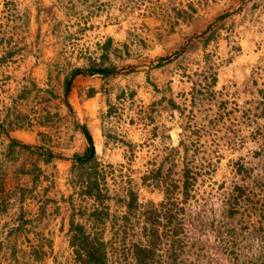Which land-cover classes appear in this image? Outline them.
<instances>
[{
    "label": "rangeland",
    "instance_id": "1",
    "mask_svg": "<svg viewBox=\"0 0 264 264\" xmlns=\"http://www.w3.org/2000/svg\"><path fill=\"white\" fill-rule=\"evenodd\" d=\"M189 4L194 8L191 12ZM7 6L10 9H6ZM15 9L18 14L27 12L28 23L12 30V24H18L10 15ZM181 9L187 10L189 16H176V10ZM9 10L11 13L6 12ZM223 13L228 17L219 25L222 20L218 21L217 17ZM214 27L217 31L207 43L196 38L201 31L207 36ZM0 30H5L0 32L3 38L0 57L5 56L7 49L16 48L0 61V110L30 81L41 88L51 83L57 96L40 103L36 100L45 92L33 89L26 98L29 103L24 101L28 104L23 107L30 118L29 125L7 135L31 149L35 147L33 144L50 137L46 144L60 154L47 163L32 156L43 174L35 189L40 192L44 187L43 195L38 197L48 199L45 214L35 230L40 231L50 245L43 247L45 253L38 264H75L66 233L69 209L66 198L72 195L76 205L90 204L89 200L76 197L70 183L71 156L68 155L83 147L81 131L73 122L77 126L84 124L90 131L109 192L113 194L130 184L140 203L157 204L162 200L161 191L150 179L142 182V176L160 160L162 147L169 142L175 144L179 138L193 142L198 151L187 157L196 172L195 181L190 196L181 203L185 227L180 236L186 251L182 256L185 264L224 263L228 255L223 251L224 243L218 241L216 230L206 222L214 218L236 227L249 221L256 224L254 213L249 216L238 213L228 218L226 201L233 184L241 186L247 195L240 201V211L253 200L264 204V149L259 151V156L253 154V150L258 151L262 145V139L259 135L253 139L250 135L256 127L264 126L262 117H254L258 104L264 101L258 93L259 89L264 93V0H0ZM106 37L111 38L112 46L119 48L123 58L109 54L110 60L115 62V71L106 80L98 75L87 76L83 69L84 74L74 72L68 76L72 89L66 97L71 108L69 113L61 101L63 75L74 66L83 65L86 55L96 57ZM180 50L183 53L172 57L173 52ZM166 54L169 55L167 63L151 65L153 61L154 64L160 62L158 58ZM204 54L208 55L206 61ZM207 66L217 75L212 85L207 83L209 77L204 79L203 76L209 73ZM81 85H91L99 92L80 102L75 92ZM192 86L204 95L196 93L192 99ZM120 92L122 95L117 98ZM162 95L171 98L181 112L163 108L167 105L165 101L162 105H153ZM107 102L115 105L114 113L100 120ZM150 105L155 108L150 112L151 120L145 117ZM34 109L40 114H34ZM45 109L59 114L54 125L40 124ZM101 126L116 136L103 151L105 137L100 132ZM152 128H155V136L151 135ZM165 135H169L170 141ZM126 140L135 145L129 148ZM3 144L2 141L0 149ZM28 159L18 156L14 164L28 163ZM179 160L175 156L171 160L170 181L178 182ZM235 161L252 166L250 173L244 176L235 173ZM163 168L166 169L165 165ZM19 179L26 180V177ZM175 195L179 198L178 190ZM37 204L34 199L25 201V216H33ZM123 210V205L109 206L110 212L121 214ZM15 212L16 207L9 209L7 217L0 220V230H4V219L8 220V225L14 222ZM248 226L251 228L250 223ZM240 232L246 236L241 242L247 243V230ZM103 234L104 239L108 238V227ZM26 236L29 242H34L32 233ZM17 244L27 248L23 236L17 239ZM233 248L243 250L241 246ZM125 255L123 259L110 253V249L107 251L110 264H133L130 254Z\"/></svg>",
    "mask_w": 264,
    "mask_h": 264
},
{
    "label": "trees",
    "instance_id": "2",
    "mask_svg": "<svg viewBox=\"0 0 264 264\" xmlns=\"http://www.w3.org/2000/svg\"><path fill=\"white\" fill-rule=\"evenodd\" d=\"M3 3L4 6L7 5V2L4 1ZM188 7L190 12L194 10L190 4ZM8 8L9 6L6 9ZM180 11L176 10V16L182 18H184L185 14V16H189L187 10L181 9ZM6 12L11 13L10 10ZM227 13H223L217 17L218 21L222 20L219 25L223 23L224 18L228 17ZM10 15L18 20V24H12L10 27L12 30L22 25H24L23 27L27 26V12L23 11L18 14L15 9ZM216 31L217 27H214L207 36H203L204 31H201L196 38L202 40L203 43H207L208 40L214 37L213 35H215ZM0 32L3 33L5 30H0ZM2 39L0 35V42ZM15 49V47L12 50L7 49L5 56L0 57V61L13 53ZM98 49L96 57L86 55V62L83 65L74 66L68 73L65 72L63 75L60 83L61 90L63 88L61 101L69 113L71 108L66 97L69 96L72 89L71 78L68 79V76L74 72L84 74L83 69L87 72V76L98 75L106 80L115 71V62L110 60L109 54L111 53L118 59L123 58L120 52H118L119 48L112 46L110 37H106ZM181 53H183L181 50L175 51L172 57ZM207 58L208 55L204 54L205 61ZM158 60L160 62L155 64L154 61L150 62L151 65H164L169 60V55L166 54V56L160 57ZM57 66L55 65L54 67L57 69ZM206 71L209 73L207 75L203 74L204 79L209 77L207 83L214 84L217 76L216 72L214 70L210 71L208 66L206 67ZM56 72H58V69ZM46 82L48 81L46 80ZM48 85L50 86L41 88L36 86L33 81H30L29 85H22L15 96L11 97L9 105L5 106L2 109L3 111L0 110V144L2 141L4 142L3 149H0V220L4 216L7 217L9 209L16 207L15 218H13L14 222L8 225V220L4 219V230H0V264H2V261L5 264H38L45 253L43 247L50 245L48 239L40 231L35 230V227L45 214V203L48 200L47 198L38 197V195H43L44 187L40 192L35 189L37 183H40L43 178L42 169L38 166L36 158L47 163L55 158V156H60V154L53 152L49 145L46 144L50 140V137L41 139L33 144L35 147L32 149L27 147L26 144H21L15 139L7 137L8 132L26 128L29 125L30 118L23 107L29 103V98H26L31 94L33 89L36 92H45V95L41 94L38 96L37 102L47 103L49 97H57L53 92L54 86L51 83ZM101 88L102 84H100ZM98 92L99 90L91 85H81L78 87L75 95L77 100L81 102L84 99L93 97ZM196 93L204 95L201 90L195 89L192 86L190 91L192 99ZM258 93L261 98L264 97L262 90L259 89ZM120 95H122V92L116 95L117 98ZM129 95H132L131 91ZM206 95L209 94L206 93ZM26 100L28 103L25 104L24 101ZM164 101L167 105L162 106L163 108L168 107V109H176L178 112H181L179 106L171 98H164L163 95L153 101L152 104L162 105ZM258 105L259 109L258 112L254 113V117H262L264 121V101H260ZM149 107V114H146L145 117L151 120L149 115H151L150 112L155 108L152 105ZM114 110L115 105L107 102L106 110L101 113L102 118L100 117V120L106 115L113 114ZM33 111H36V109ZM44 111L40 124L54 125V120L59 119V114L57 112L50 113L46 109ZM34 114H40V112L36 111ZM210 121L212 123L215 122L214 119ZM73 126L75 128L78 127L81 131L83 147L80 151L75 150L68 155L71 156L68 168L70 183L73 186L76 197L80 200H89L90 204L89 206L82 203L76 205L72 202V195H68L66 198L69 207L66 233L68 245L71 249L72 261L75 264H110L107 257V251L110 249V253L118 254L123 259H126L125 253L130 254L133 264H185L182 256L186 252L184 250L185 242L180 236V234L184 233L185 227L184 206L181 203H185L190 196V190L195 181L196 172L191 166V159L187 157L194 156L198 151L193 142H186L183 138H179L175 144L169 142L162 147L163 153H161V158L156 166L150 168L142 176V182L150 179L149 182L161 191L162 200L157 204H154L152 201L140 203L137 200L135 189L130 184L121 187L120 191L113 194L109 192V186L105 180L103 169L100 167L97 153L94 150L90 131L84 124L77 126L73 122ZM154 129L152 128V136L156 134ZM100 132L105 137L102 145L103 151L106 145L116 140V136L108 128L105 129L104 126H101ZM39 133L43 135L44 132L40 131ZM250 135L253 139L256 135H259L262 139V143L260 144L264 145V126L260 127V129L256 127ZM165 138L170 141L169 135H165ZM121 140L124 142L122 138ZM126 145L131 148L135 144L126 140ZM262 145L257 149L258 151L253 150L254 155H260L259 151L264 149ZM190 150L191 153L189 154ZM21 155L29 157L28 163L26 161H19L17 164H14L18 160V156ZM174 156L180 159L178 182L169 180L171 179L170 166L173 163L171 160ZM164 165L166 169L163 168ZM251 169L252 166H245L238 163V161L234 162L235 173H240L244 176L248 175ZM20 176L26 177V180H20ZM126 182L128 183V181ZM177 190L180 193L179 198L175 195ZM245 193L241 186L233 184L226 201V214L231 219L238 213L240 215L246 214L247 216L254 213L258 221L254 224V222L248 220L251 228H249L248 222H243V224H239L238 222L239 227L228 223L225 224L221 220L216 221L214 218L206 222L210 228L216 230L219 236L218 241L220 240L221 244L224 243L222 245L223 251L228 254L224 263L216 261L217 263L264 264V204H257V200H253L250 206H245L240 211V201L243 197H247ZM28 199H34L38 203L35 214L30 217L25 216V209L23 207V203ZM109 201H111V204H109ZM51 202H53V199H51ZM115 205L117 208L123 205L124 210L121 214L119 211H109V206ZM54 211H57V208H54ZM133 217L134 220L132 221ZM35 220L36 222H34ZM105 227H108L110 233L106 239H104L103 234ZM241 230H247L249 236L247 243L241 242L243 238H246L240 232ZM28 233H32L34 242H29L30 240L26 236ZM20 236L26 239L27 248L19 247L17 244V239ZM235 246H241L242 252L233 248Z\"/></svg>",
    "mask_w": 264,
    "mask_h": 264
},
{
    "label": "water",
    "instance_id": "3",
    "mask_svg": "<svg viewBox=\"0 0 264 264\" xmlns=\"http://www.w3.org/2000/svg\"><path fill=\"white\" fill-rule=\"evenodd\" d=\"M34 148V147H33Z\"/></svg>",
    "mask_w": 264,
    "mask_h": 264
}]
</instances>
